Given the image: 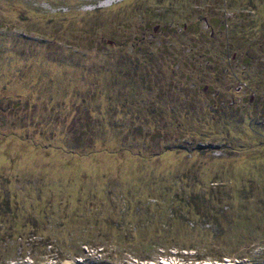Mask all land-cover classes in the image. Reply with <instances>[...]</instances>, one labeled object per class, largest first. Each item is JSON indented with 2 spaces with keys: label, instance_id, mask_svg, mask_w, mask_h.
Instances as JSON below:
<instances>
[{
  "label": "rangeland",
  "instance_id": "obj_1",
  "mask_svg": "<svg viewBox=\"0 0 264 264\" xmlns=\"http://www.w3.org/2000/svg\"><path fill=\"white\" fill-rule=\"evenodd\" d=\"M0 264H264V0H0Z\"/></svg>",
  "mask_w": 264,
  "mask_h": 264
},
{
  "label": "trees",
  "instance_id": "obj_2",
  "mask_svg": "<svg viewBox=\"0 0 264 264\" xmlns=\"http://www.w3.org/2000/svg\"><path fill=\"white\" fill-rule=\"evenodd\" d=\"M72 138H73L72 141L74 140L73 142L78 143V144H83V145H86V144L89 145L92 141L91 137L82 136L80 134H77L76 136L74 135ZM67 141H70V140H67Z\"/></svg>",
  "mask_w": 264,
  "mask_h": 264
}]
</instances>
